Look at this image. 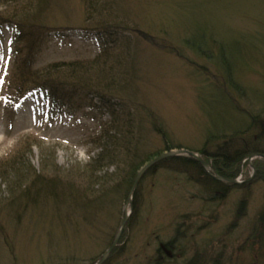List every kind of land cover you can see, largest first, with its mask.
<instances>
[{
	"label": "rangeland",
	"instance_id": "374dc122",
	"mask_svg": "<svg viewBox=\"0 0 264 264\" xmlns=\"http://www.w3.org/2000/svg\"><path fill=\"white\" fill-rule=\"evenodd\" d=\"M96 5L105 9L104 25L120 24L115 51L137 71L141 103L136 121L142 120L140 135L149 141L148 149L163 150L166 145L148 113L159 118L170 143L197 151L210 132L246 128L249 115L264 118V0H98ZM51 11L50 26L60 34H51L36 55L34 69L94 58L99 38L84 30V0H56ZM189 39L206 49L203 57L189 47ZM14 49L12 31H0V159H13L20 152L25 162L23 169H7L0 178V264H96L112 245L126 213L132 225L109 264L185 263L196 252L203 256L197 264H264V182L253 184L249 195L236 188L223 200L210 201L203 188L184 175L161 171L144 179V198L135 214L131 187L114 176L120 163L105 157L96 163L103 146L94 139L101 123L112 119L110 109L94 95L77 97L72 108L56 112L36 92L20 102L12 99ZM224 62L225 71L220 68ZM243 163L240 184L255 174L248 158ZM18 169L27 177L20 174L22 179L14 183ZM44 169L79 183L91 175L108 177L107 209L99 211L100 205L90 204V213L75 218L70 214L78 211L68 207V200L57 210L52 200L49 205H27L34 200L31 196L12 209L9 202L20 187ZM100 191L96 184L86 194L97 202ZM244 199L248 204L241 211ZM179 223H184L185 234L174 240L175 256H156L160 245L177 235Z\"/></svg>",
	"mask_w": 264,
	"mask_h": 264
},
{
	"label": "trees",
	"instance_id": "16d2710c",
	"mask_svg": "<svg viewBox=\"0 0 264 264\" xmlns=\"http://www.w3.org/2000/svg\"><path fill=\"white\" fill-rule=\"evenodd\" d=\"M55 1L0 0V31L10 28L15 42V64L11 74V87L14 90L12 99L20 102L28 94L36 92L42 94L44 100L50 104L51 111L56 112L61 111L65 107L72 108L77 97L94 95L104 107L110 109L109 112L112 116L109 122L101 123L100 135L94 139L95 144L101 143L102 145L100 146H103V153L98 156L96 163L104 160V157L107 159L111 158L110 160L115 161V163H120L118 165V173L114 176L122 178V186L127 185V188L129 187L130 189L131 187L132 189L135 178L144 165L166 151L183 147L170 143L168 131L159 123V118L153 113H148L146 117H151L155 130L166 141L165 149L156 151L148 149V144L150 145L149 141L147 142L141 137L142 120L136 121L138 105L141 103L137 101L141 96V90H138L137 84V71L133 65L124 61L121 54L116 53L114 37L115 33H119L120 24L116 23L118 21L115 20L114 23L116 24L104 25L107 23V21L103 20L102 15L105 9L96 5L98 0H84V23L88 25L84 30L95 34L99 38V52L95 57L58 61L50 63L42 69H34L36 55L48 45L51 34L53 32L60 34L57 27L50 26L51 18L54 16L51 11V5ZM69 29L71 27L68 26L67 30ZM127 30L130 29L127 28ZM139 33L146 40H154L152 36L145 35L143 32ZM188 41L189 47L200 57H203L206 49L190 39ZM211 58H214L212 52ZM223 59L226 61L225 57ZM224 65L225 62L220 67L223 71L228 69ZM227 89L230 93L231 87L229 86ZM231 98L232 102H236L232 96ZM135 114L136 116L134 117ZM249 116V124L246 128H236L225 133L210 132L203 148L199 151L192 150L198 153L210 165L212 174L235 180L242 174L243 161L245 159L264 154V118L261 115ZM136 122L138 124L137 127ZM29 142L27 141V145L32 147L33 144ZM214 144L217 145L214 150L208 149L210 145ZM146 145L147 148L145 147ZM189 149L191 150V148ZM7 157L5 156L0 159V178L5 177L4 172H8L7 169L13 170L19 166L20 169L21 167L23 169V163L25 162L20 158V152L14 155L13 159H8ZM10 164H12V168L9 166ZM253 165L255 174L254 176L247 175L246 183L230 184L216 180L193 157L177 155L165 159L153 166L139 183L134 193L133 206L135 214L140 208L138 203L144 198L143 181L146 177L154 176L161 171L170 175H184L187 177V181L190 183L194 182L203 188L202 193L208 200L214 201L218 198L223 200L225 196H228L229 191H233L236 188H243L247 191V195H249L253 184L258 181L264 182V159L255 158ZM120 172L122 173L121 175ZM24 173L20 170L14 183L22 179L19 177L20 174L23 177H27V174ZM35 176L31 183L22 185L20 187L21 190H18V194L10 200L9 206L15 211L20 208L22 199L29 196L34 200L28 201L27 205L37 203L49 205L48 201L52 200L54 202L51 204V207L57 210L62 209L60 205L63 200H68L70 203L68 207L78 211V213L70 214L76 216L75 218L83 219L86 215L85 213H90L88 210L90 204H93L95 207L100 205L99 211L107 209L105 203L108 199V194L106 193L108 190L105 187L109 182L108 177H106V180H99L91 175L79 183L78 181L67 180L72 178L71 176L66 177L58 173H49L45 169L41 172L36 171ZM96 184L101 186V194L95 197V201H98L94 202L93 200H89L90 197L87 196L86 192L92 186H96ZM120 187L116 188V190L119 191L123 188ZM113 192L117 193L112 190L111 193ZM247 204V199L241 202V211L245 210ZM260 220L264 222V211L260 214ZM183 224L179 223L177 225V235L173 240L160 245L156 256L164 258L167 252L175 254V247L178 244H174V240L178 236L185 234L181 230V227L184 226ZM131 225L130 218L124 229L123 239L126 236V230ZM118 249H120L119 246L104 264H109L112 259L111 256L115 255ZM260 250H262V246H260ZM202 258L203 256L199 252H196L193 260L180 263L175 258L177 261L173 263L197 264Z\"/></svg>",
	"mask_w": 264,
	"mask_h": 264
},
{
	"label": "water",
	"instance_id": "95a60500",
	"mask_svg": "<svg viewBox=\"0 0 264 264\" xmlns=\"http://www.w3.org/2000/svg\"><path fill=\"white\" fill-rule=\"evenodd\" d=\"M177 155H187V156H190V157H193L195 159H197L201 164L202 166L204 167V169L207 171V172H211L212 169L210 167V165L199 155L197 154L196 152L192 151V150H189V149H174V150H170L168 152H165L163 154H161L160 156L156 157L155 159H153L152 161H150L149 163H147L146 165H144L141 169V171H139L135 181H134V184L132 186V189H131V197L132 195L134 194V192L136 191L139 183L142 181L143 177L146 175V173L153 167L155 166L156 164H158L159 162L165 160V159H168V158H171V157H174V156H177ZM254 157L258 158H262L264 159V154L262 155H255ZM251 159H253V157H251ZM251 165L253 166L252 164V160H251ZM212 174V173H211ZM213 177L215 179H217L218 181H223V182H226V183H231V184H238V181L237 180H230V179H226L224 177H221V176H217V175H214L212 174ZM130 218V214L126 213L125 214V217L123 219V222H122V225L112 243V245L110 246V248L106 251V253L102 256V258L96 263V264H104L110 257V255L114 252V250L118 247L119 243H120V240L122 238V235H123V232H124V229L126 227V224L128 222Z\"/></svg>",
	"mask_w": 264,
	"mask_h": 264
}]
</instances>
